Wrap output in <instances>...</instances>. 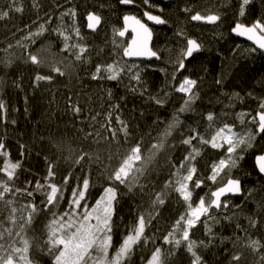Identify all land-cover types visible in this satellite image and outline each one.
I'll return each instance as SVG.
<instances>
[{
    "label": "snow or ice",
    "instance_id": "obj_1",
    "mask_svg": "<svg viewBox=\"0 0 264 264\" xmlns=\"http://www.w3.org/2000/svg\"><path fill=\"white\" fill-rule=\"evenodd\" d=\"M54 2L56 8L41 15L45 8L43 0H31L36 19L22 28L13 25L16 31L12 32V39L16 43L13 45L5 38L7 47L0 48L4 53L0 65L10 68L14 61L21 60L35 66L37 71L31 82L33 92L42 86L51 91L60 77L71 78L78 66L88 65L84 69L85 76H77L81 81L80 91L73 93L70 88L68 94L62 95L64 107L61 111L70 117L76 131L75 140L51 133L45 137L34 132L31 144L17 141L19 157L13 159L7 143V126L10 123L14 127L17 119L10 113L9 102L2 91L6 81L0 76V128L5 129L0 134V264H40L30 255L34 246L50 259V264H135L133 257L138 250L141 252L140 264H180L182 256L187 264H208L201 249L218 247L217 239L219 245L229 242L232 245L224 249L223 259L227 264H248V257H251L252 264H264V237L253 238L252 235L264 227V219H258L257 214H246L247 225L239 219L248 203H254L259 213H264V95L257 96L253 91L248 93L249 97L259 101L254 113L228 111L235 107L234 100L242 102L244 99L239 92L226 91L228 77L238 64L240 44L228 40L234 44L231 49L233 58L227 64L222 59L221 70L213 79L219 92L216 102L227 98L221 113L202 111L196 103L201 99L205 77L193 78L184 73L188 72V63L195 55L204 51L203 40L190 37L183 28L177 27L174 32L176 43L171 49L150 47L153 30L143 21L171 26L162 15L166 4L162 5L160 0L156 3L153 0H118V5L125 10L143 7V16L125 14L122 29L112 28L110 42L113 47L109 50L107 39L101 45L84 43L88 37L77 26L79 5L65 7L60 0ZM226 2L233 12L229 24L231 36L250 42L244 51L264 58V0H258L260 15L254 18L252 11L257 0H235L234 6L233 0ZM104 10L111 13L116 6L110 0H92L90 9L85 6L87 28L91 34L99 36L104 31ZM24 11L22 0H0V22L13 20L14 13L23 14ZM57 11L60 13L58 23L55 22ZM178 11L190 21L212 25L214 39L217 35H224L218 31L225 23L218 9L194 11L191 0H187L182 7L178 5ZM66 19L71 20V25ZM129 29L132 38L122 48L121 56V42L116 38L125 37ZM46 33L49 37L55 34L62 44L58 52L52 50V42L45 44L41 39ZM14 47L22 50L20 56L9 51ZM93 52L98 57L94 64ZM165 52L169 53L167 60ZM173 54L174 60L171 58ZM107 55L117 59L109 62L104 58ZM220 55L223 56L222 51ZM133 58L154 59L160 63L141 65ZM162 64L170 65L171 71ZM41 68L50 71L44 73L39 70ZM148 69L164 76L163 85L155 93L145 78ZM84 79L96 82L101 93L99 109L93 107L96 98L85 91ZM105 81L117 82L126 90L125 94L117 98L111 87H105ZM258 83L264 86V79ZM11 87L24 92V114L27 117L31 100L22 79L13 80ZM129 94L149 108L155 105L152 111L157 115L148 131H144L140 123L146 116L145 109L140 111L139 119L135 107L125 114ZM175 94H179L182 103L174 108L170 118L164 117L160 110L167 111L166 105ZM52 96L49 105L56 103L55 92ZM18 110L14 106L11 111ZM188 114L207 121L203 132L199 129V119L188 124L187 128L183 127L185 120L182 117ZM232 114L243 125L241 130H235L233 124L223 119ZM246 116L251 117L247 122ZM37 143L40 144L39 150L34 148ZM102 143L107 145L106 156L98 147L93 150V145ZM209 149L214 157L210 161L205 159V152ZM33 152L43 159L40 173L25 166ZM162 155L167 156L164 168L169 176L161 187L153 173L161 170L159 157ZM248 155L254 157L255 167L253 172L244 174L251 176L255 173L259 177L257 181L249 182L251 187L233 171L243 170L242 162ZM201 161H204L203 166ZM94 171L99 172L97 180L102 177L105 183L101 194L90 203L88 195L93 186ZM122 188L127 191L123 192ZM68 191L70 195H66ZM37 194L41 196L39 202ZM124 195H128L133 203L132 219L127 223L123 216H120V222L116 219ZM137 196L139 203L134 199ZM237 197L242 198L240 203L234 202ZM173 198L183 211L179 212L178 218H171L170 227L161 231L160 221ZM21 200L24 202L17 207ZM40 217L48 218L44 232L29 237L28 232ZM225 222L228 226L234 222L231 237L214 231L216 226L223 228ZM198 225L203 226L204 239L194 238L193 230H198ZM120 228L124 231L117 241L114 236ZM152 228L155 231L149 235ZM218 264H223V260Z\"/></svg>",
    "mask_w": 264,
    "mask_h": 264
},
{
    "label": "trees",
    "instance_id": "obj_2",
    "mask_svg": "<svg viewBox=\"0 0 264 264\" xmlns=\"http://www.w3.org/2000/svg\"><path fill=\"white\" fill-rule=\"evenodd\" d=\"M45 4L44 10L41 12L43 15L44 11H50L56 8V4L54 0H43ZM112 4L116 6V10L111 13L108 10L105 11L106 20L104 21V31L100 33L99 36L95 34L86 33L84 30V22L83 18L86 14L85 6L89 9L92 7V0H72L71 3L68 0H60L61 4H64L65 7H73L79 5L80 16L78 17V21L80 27L83 29L82 33L88 37L84 43L88 45H101L106 42L107 39V48L110 50L113 45L111 44L112 38V28L113 26L117 28H121V19L125 14H135L142 17L143 7L140 9H132L129 8L125 10L122 6L118 5V0H110ZM154 3L157 1L153 0ZM187 0H173L170 4L164 9L163 16L164 18L170 21L171 26L164 25L162 28H152L153 30V45L156 50L167 47L171 49L173 45L176 43V38L174 36V32L177 30V27L183 28L186 34L193 38H200L203 40L205 45V49L199 55H196L194 59L188 63V72L184 73V75H191L193 78L205 77L202 81L201 88V99L197 101L196 107L202 111L215 110L217 114L221 113L223 109L224 103L227 102V98H221L220 103L216 102V97L219 96V92L217 91V86L213 83L214 77L221 70V61L224 60V63L227 64L228 61L232 60L231 49L234 47V44L229 43L228 40L231 39L236 43L240 44V51L237 53L238 64L233 69L232 75L228 77L229 83L226 86V91L229 93L235 91L239 92L240 96L243 97V101L234 100L235 107L229 109L228 111L231 113H238L240 111L252 112L254 113L256 108L258 107L259 101L256 99H252L248 96L250 91L255 92L257 96L264 95V86H261L258 81L264 79V58L260 57L255 53H248L244 51L249 45L243 44L240 41L233 39L229 32V24L232 22L231 17L233 15L232 7H230L226 0H191L194 11H204L206 12L209 8L212 11H216L217 9L222 13L223 19L225 23L221 26L219 32H223V36L217 35L214 39V32L212 25H206L200 22H193L190 19H187L184 13L178 11V5L183 6ZM163 5V4H162ZM235 5V0H233V6ZM22 6L25 11L23 14L14 13V19L9 21L0 22V48H6L7 44L4 43L5 38L11 40L12 44L15 42L12 39V32L16 31V28L13 25L22 28L26 24H31L32 20L36 19L35 11L31 9V0H22ZM63 10V9H61ZM149 11H153L154 14H160L153 9H149ZM59 11L56 12V23L59 22ZM260 15V4L257 0L256 5L252 11V17H256ZM66 23L68 20L66 19ZM118 41L122 42V48L126 47L128 38L127 37H117ZM42 40L45 44L51 43V47L53 51H59L61 47V43L58 39L52 36H48L45 34V37H42ZM243 45L245 48H243ZM222 51L223 56L220 55ZM20 55V54H19ZM18 55V56H19ZM67 55V54H63ZM120 55L122 56V49L120 50ZM4 56V53L0 51V57ZM17 56V57H18ZM165 59L167 60L169 57V53H164ZM226 57V59H224ZM105 60L111 62V60L117 59L116 56L107 55L104 57ZM173 60L175 59V54L171 57ZM74 59V58H72ZM98 57L93 52L92 63L94 64ZM159 64L160 62L153 61L151 63H139L141 65H149L152 63ZM78 64V62H77ZM162 67L169 68V72L171 71V67L168 64H162ZM89 67L88 65H80L76 68L75 74L69 78L68 76L60 77L49 91L46 87L42 86L37 89L35 92L31 89L32 78L37 71L36 67L29 64H25L21 60H16L13 62V65L9 67H5L4 65H0V76L5 78L6 85L3 88V95L9 102V109L11 115L15 116L17 119V124L13 127L10 123L7 126V134L8 140L7 143L10 146V150L12 153V158L16 159L19 157L18 152V140H22L26 143L31 144L33 140V133L43 134L45 137L49 135V133L56 135L57 137H66L68 139L75 140L76 131L70 122V117L64 115L62 113V109L55 107L56 103L49 105V101L53 99L52 93L55 92V101L58 100L63 101L62 95H66L71 88L72 92H79L81 88V81L77 79V76L83 78L85 76V71ZM41 72L47 73L50 71L48 68L39 69ZM145 78L148 81L150 86V90L155 93L157 92L164 83V76L159 71H152L148 69L145 73ZM22 79L23 86L25 92L30 97L31 100V109L30 114L26 117L24 114V102L23 95L24 92H20L11 87V83L13 80ZM125 84L127 80L125 79ZM105 87H111L113 89L114 94L117 98L121 95L125 94V89L117 84V82H104ZM178 84V81H177ZM83 86L86 92L91 93L95 96L96 102L93 107L99 109V96L101 95L99 89L96 86V82L84 79ZM90 86V87H89ZM105 98H106V94ZM179 94H175L173 99L166 105L167 111L161 109L164 117L170 118L174 108L178 107L182 100L178 98ZM86 98V97H85ZM18 108V112H12L13 107ZM135 107L136 112L135 115L139 119V114L142 109L146 110V116L144 120H141L140 123L144 128V131H148V126L151 125L153 119H155L157 113L152 111L155 108V105H152L150 108L142 103L139 98H134L129 94L126 107L124 109L125 114H129L131 109ZM250 116L245 117L246 120L250 119ZM185 124L183 127L187 128V125L193 123L197 119H199V129L202 132L204 128L207 126V121L203 120L200 117L194 116L192 114L186 115L184 118ZM229 123L233 124L235 128H243L239 119H237L235 114L229 115L227 117H223ZM145 121L147 123H145ZM79 125H77L78 127ZM163 126V125H162ZM5 129L0 128V134L4 133ZM153 135H155V130L153 129ZM99 148L103 155H107V145L100 144L99 146L93 145V150L95 151ZM36 150L40 149V144L37 143L34 145ZM253 151H258V149H254ZM178 155V154H177ZM214 158L212 156V151L209 149L205 152V159L211 160ZM254 157L252 155H248L245 161H243V170H233L237 175L241 177L242 180L245 181L248 187L252 185L249 183L250 181H257L259 179L257 174H253L251 176H246L245 172H253ZM161 170L153 173V178L158 179L160 184L159 186H163V182L168 178L169 173L164 168L167 156L162 155L159 157ZM204 161H201V166H203ZM25 166L33 169L34 172L40 173L43 171V159L41 157H36L35 152L30 159L25 161ZM79 174V173H77ZM24 176H28L29 173H23ZM99 175L98 171L93 172L92 184L93 186L89 189L88 200L90 203H94L95 199L101 194L104 186V180L101 179L98 181L97 176ZM75 183V182H73ZM123 192H126V189L122 188ZM207 192V189H204ZM66 195H70V191L66 192ZM41 196L39 194L36 195V200L39 202ZM137 203H139V197L134 198ZM241 197L234 198L235 203H240ZM24 201L21 200L17 207H19ZM182 203V202H181ZM64 205H62L63 207ZM133 208L132 199L129 198L128 195H124L121 197V202L119 205V215L116 217L117 221L120 222V216L124 217V222L127 223L130 219H132L131 209ZM183 211V208L176 203L175 198L171 199L166 209L163 213L164 219L160 221L161 231L165 227H170L172 221V217H177L179 212ZM239 211V210H237ZM246 214H257L258 219H264V213H259V210L256 208L254 203H248L245 206L244 213L239 216L240 222L244 225H247V220L244 219ZM47 217L38 218L35 223L33 229L28 232V236H39L44 232V226L47 223ZM234 222L232 226H228L227 222L223 228L220 226H216L214 231H216L219 235H223L226 237H231L233 235ZM124 231L123 228L117 230L114 239L119 241L122 236L121 233ZM155 231V228L149 230L148 234L151 235L152 232ZM195 232V239H204L203 236V226L198 225V230H193ZM239 235H243V233H239ZM253 238L264 237V227H261L259 231L253 232ZM159 243V241H158ZM218 247L210 248L208 250L201 249L205 259L208 261V264H218L219 261L223 260V264H227V260H224L223 257L225 255V247L231 248V243H227L226 245H219V240L217 239ZM167 249V245L164 246ZM144 254H147L145 251ZM30 255L35 259L40 261V264H50V259L47 256L42 255L38 248L35 246L30 249ZM140 256L141 252L138 250L136 255L133 257L135 260V264H140ZM180 264H187V260L184 256H182ZM248 264H252L251 257H248Z\"/></svg>",
    "mask_w": 264,
    "mask_h": 264
},
{
    "label": "water",
    "instance_id": "obj_3",
    "mask_svg": "<svg viewBox=\"0 0 264 264\" xmlns=\"http://www.w3.org/2000/svg\"><path fill=\"white\" fill-rule=\"evenodd\" d=\"M157 1V0H156ZM173 0H160V2H161V4H170L171 2H172ZM85 16H86V14L84 15V18H83V22H84V30H85V32L86 33H90V30L87 28V20H86V18H85ZM142 16H143V14H142ZM143 22H145V23H147L148 24V26L152 29V28H162L163 26H161V25H154V24H152L151 22H148V21H143ZM122 27H123V21H122V19H121V29H122ZM229 34H230V36H231V33L229 32ZM126 35H128L129 36V40H128V42L131 40V38H132V33H131V30L129 29V32L128 33H126ZM232 37V36H231ZM153 38H154V36L152 37V41H151V43H150V47H152V45H153ZM233 39H235V40H237V41H240L241 43H244V44H246V45H250V42H248V41H246V40H244L243 38H237V37H232ZM127 46V45H126ZM200 53H198V54H196V55H199ZM195 55V56H196ZM134 60H136V62L137 63H151V62H153L154 61V59L153 60H147V59H143V58H141V59H137V58H133ZM253 164H254V159H253ZM255 167V166H254Z\"/></svg>",
    "mask_w": 264,
    "mask_h": 264
},
{
    "label": "rangeland",
    "instance_id": "obj_4",
    "mask_svg": "<svg viewBox=\"0 0 264 264\" xmlns=\"http://www.w3.org/2000/svg\"><path fill=\"white\" fill-rule=\"evenodd\" d=\"M156 1V0H155ZM154 3V2H153ZM68 25H71V20H68V23H67ZM77 26L81 29V32L83 31V29L80 27V24H79V21H77ZM221 29V28H220ZM220 29L218 30V31H220ZM33 30H34V28H33ZM53 37H55L56 39H57V37L55 36V34H53ZM125 37H127L128 38V40H129V36L128 35H125ZM42 39V38H41ZM15 43H16V41L13 43V45H15ZM122 42H121V49H122ZM244 44V43H243ZM61 47H62V44L60 45ZM243 48H245L243 45H241ZM9 51H11V52H14L15 53V55L16 56H18L19 54H21V49H18V48H12V49H9ZM20 56V55H19ZM57 105H59V108L60 109H63V107H64V103H63V101H61V100H58V102L56 101V104H55V107L57 106ZM185 116H183L182 118H184ZM246 122H247V120H246ZM242 127H243V125H242ZM242 128L241 127H239V128H235V130H241ZM204 131V130H203ZM202 131V132H203ZM212 151V150H211Z\"/></svg>",
    "mask_w": 264,
    "mask_h": 264
},
{
    "label": "flooded vegetation",
    "instance_id": "obj_5",
    "mask_svg": "<svg viewBox=\"0 0 264 264\" xmlns=\"http://www.w3.org/2000/svg\"><path fill=\"white\" fill-rule=\"evenodd\" d=\"M143 14V13H142Z\"/></svg>",
    "mask_w": 264,
    "mask_h": 264
}]
</instances>
